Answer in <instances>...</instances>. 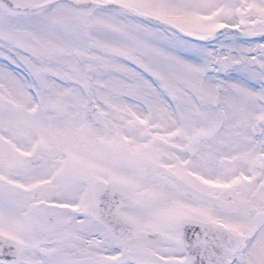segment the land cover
<instances>
[{"label":"snow or ice","instance_id":"obj_1","mask_svg":"<svg viewBox=\"0 0 264 264\" xmlns=\"http://www.w3.org/2000/svg\"><path fill=\"white\" fill-rule=\"evenodd\" d=\"M0 264H264V0H0Z\"/></svg>","mask_w":264,"mask_h":264}]
</instances>
